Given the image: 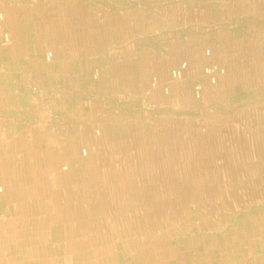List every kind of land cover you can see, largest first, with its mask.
Instances as JSON below:
<instances>
[{"label": "rangeland", "instance_id": "obj_1", "mask_svg": "<svg viewBox=\"0 0 264 264\" xmlns=\"http://www.w3.org/2000/svg\"><path fill=\"white\" fill-rule=\"evenodd\" d=\"M10 132L57 173L0 157V230L46 263L258 264L264 0H0Z\"/></svg>", "mask_w": 264, "mask_h": 264}, {"label": "crops", "instance_id": "obj_2", "mask_svg": "<svg viewBox=\"0 0 264 264\" xmlns=\"http://www.w3.org/2000/svg\"><path fill=\"white\" fill-rule=\"evenodd\" d=\"M8 101H10V103H14V101H15L18 105H20V102H22L21 105H23L24 103L26 105V99L23 96H22V98L21 97H10V98H8ZM14 107L15 106H13V108ZM4 136H5V140L7 142L6 145H5V143L3 144L1 142L2 135L0 134V153L2 152V154H0V157L1 158L5 157L7 159L8 158H14L15 162H16L15 163L16 164L15 167L18 168V169L15 170L16 173L23 174V172H29V174L33 175L34 173L39 171L40 174H44V173H47L48 171H53L52 169H55V171H53V172L57 173L56 167L55 168L52 167V163H51L52 159L50 161V158L54 157L55 151H53V152L51 151L50 153H48V157L44 158V160H49L50 161L49 165L46 167L45 170L44 169H39L37 171L36 168H33L32 170L29 169L27 171L24 170V169L20 170V168H22V166H23V164H21L20 160L23 159L24 154L23 153L21 155H20V153L13 154V152H12L13 150L12 149L16 145V143L22 141L21 140L22 138L19 135H15V134H13L11 132L5 134ZM44 136H45V132L44 131H40L39 133H37V135L33 136V142L37 143L38 141H44V143H46L47 140L44 139ZM78 160L79 159H75V157L74 158L73 157H71V158L69 157V160H68L67 164L69 165V173H71V176L80 172L79 169H78L79 168ZM57 167H58V165H57ZM40 180H41V178H37L36 181L35 180H33V181H35L37 184H39L40 188L44 189L46 187L47 188L49 187V186L43 185V183H40L41 182ZM35 182H33V183H35ZM18 183L19 182L15 183L13 185L16 188H20L21 186L18 185ZM40 184L43 185V186H41ZM32 187L34 188L35 186L32 185ZM52 187H51L52 189L56 188V186H53V185H52ZM58 188H60V189L64 188L65 189V188H68V186L63 185L62 187L58 186ZM32 234H33V232H29V231L28 232L27 231L26 232H24V231L16 232V231L0 230V252L2 253V255H4L3 257H5V255H6V257L8 256V258L6 260H3V261H1L2 257H0V264H50V263H46L44 261V259H40V258L37 257V254L39 252L38 248H39L40 245H38V243H36L34 241L33 242L28 241V238L41 237L43 235H40L41 232L40 233L37 232V234L34 233V235H32ZM51 234H52V232L48 233L47 236H52ZM63 236H65V235H63ZM14 238H15V240H14ZM3 249H4V251H3ZM33 254L36 255L35 257H36L37 260L34 257H32ZM255 256L257 257V260H256L257 263L258 264H262L261 263V257L264 258V255H263V252H262L261 249H257V252H256ZM10 257H11V259H10ZM29 258H30V260H29Z\"/></svg>", "mask_w": 264, "mask_h": 264}, {"label": "built area", "instance_id": "obj_3", "mask_svg": "<svg viewBox=\"0 0 264 264\" xmlns=\"http://www.w3.org/2000/svg\"><path fill=\"white\" fill-rule=\"evenodd\" d=\"M213 70L214 69H206L205 71H206V73L209 75V77H211L212 78V82H214V77H213ZM174 74H178V72H173Z\"/></svg>", "mask_w": 264, "mask_h": 264}]
</instances>
